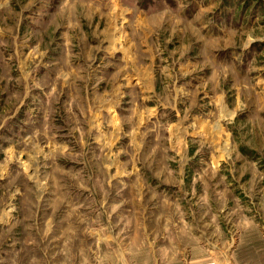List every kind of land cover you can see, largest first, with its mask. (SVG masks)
<instances>
[{"label":"rangeland","instance_id":"374dc122","mask_svg":"<svg viewBox=\"0 0 264 264\" xmlns=\"http://www.w3.org/2000/svg\"><path fill=\"white\" fill-rule=\"evenodd\" d=\"M0 264H264V0H0Z\"/></svg>","mask_w":264,"mask_h":264},{"label":"crops","instance_id":"0c3cea01","mask_svg":"<svg viewBox=\"0 0 264 264\" xmlns=\"http://www.w3.org/2000/svg\"><path fill=\"white\" fill-rule=\"evenodd\" d=\"M206 262V261H205ZM208 263H211V262H208Z\"/></svg>","mask_w":264,"mask_h":264}]
</instances>
